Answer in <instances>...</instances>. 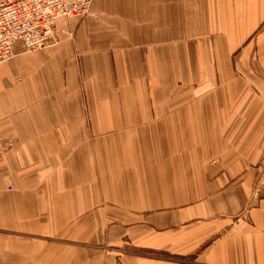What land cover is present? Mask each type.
<instances>
[{
  "label": "crops",
  "instance_id": "1",
  "mask_svg": "<svg viewBox=\"0 0 264 264\" xmlns=\"http://www.w3.org/2000/svg\"><path fill=\"white\" fill-rule=\"evenodd\" d=\"M55 26L0 64V264H264V0Z\"/></svg>",
  "mask_w": 264,
  "mask_h": 264
},
{
  "label": "built area",
  "instance_id": "2",
  "mask_svg": "<svg viewBox=\"0 0 264 264\" xmlns=\"http://www.w3.org/2000/svg\"><path fill=\"white\" fill-rule=\"evenodd\" d=\"M93 0H6L0 5V64L10 60L19 44L35 52L59 44L55 22L89 14Z\"/></svg>",
  "mask_w": 264,
  "mask_h": 264
}]
</instances>
